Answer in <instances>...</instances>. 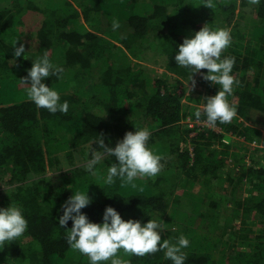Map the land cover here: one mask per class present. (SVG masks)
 <instances>
[{"label": "trees", "instance_id": "obj_1", "mask_svg": "<svg viewBox=\"0 0 264 264\" xmlns=\"http://www.w3.org/2000/svg\"><path fill=\"white\" fill-rule=\"evenodd\" d=\"M206 24L230 30L222 58L235 57L239 81L228 97L236 117L215 128L198 122L218 86L200 76L202 86L188 93L189 71L174 60L183 39ZM15 44L26 54L15 57ZM45 50L64 69L44 83L68 102L67 114L37 108L20 81ZM151 58L165 73L144 67ZM256 111H264V0H0V207H21L28 222L21 237L0 247V264H89L58 224L61 205L87 189L93 202L82 211L92 222H102L106 206L125 220L161 218L162 241L181 234L190 240L185 264H217L218 245L221 264H264V147H254L256 157L244 154L237 173L224 171L237 147L264 144L261 128L244 122L257 123ZM137 126L151 131L149 147L162 157L156 177L137 178L135 187L104 185L114 156L97 165L96 175L85 171L80 162L91 148L101 150L94 139L115 147ZM118 255L130 264H172L163 251Z\"/></svg>", "mask_w": 264, "mask_h": 264}, {"label": "clouds", "instance_id": "obj_2", "mask_svg": "<svg viewBox=\"0 0 264 264\" xmlns=\"http://www.w3.org/2000/svg\"><path fill=\"white\" fill-rule=\"evenodd\" d=\"M262 0H250L251 4H259ZM206 6L211 7V3ZM120 28L118 20L112 21V29ZM17 42V41H16ZM231 32L225 28H210L208 24L199 31H194L190 37L183 39L175 51L174 60L177 66L189 71L187 86L191 82L194 89L196 81L193 74L200 73L205 81L219 90L214 96L205 97L206 103L202 111L206 117L205 123L215 128L217 123H230L237 115V107L230 104L228 97L233 94L234 86L239 85L232 75L235 57L223 56L224 51L231 46ZM14 56L19 58L25 53V47L14 45ZM206 69V73H201ZM63 67L55 64L45 50L35 60L31 61V68L21 83L27 85V98L37 108L47 109L50 113L67 114L69 104L61 102L60 94L44 81L48 77H62ZM188 88V87H187ZM190 91V89H189ZM195 116L200 118L201 109H197ZM135 131H128L119 139L115 147L105 144L102 136L91 142L97 143L101 150L91 148L84 169L90 175L97 174V165L104 159L115 157L101 179L104 185L113 186L119 180L122 184L135 187V181L140 177L154 178L162 170V157L149 147L151 131L147 127H134ZM93 197L87 191H75L61 205L58 212V224L67 230L68 245L88 258L89 264H130L118 255L122 249L127 255L144 256L159 251L164 252V259L172 264H185L187 254L184 249L190 246V240L183 234L175 242L161 239L165 230L160 219L151 218L146 223L142 220L122 218L121 214L112 206H106L102 213V222H92L82 210L90 206ZM125 202L127 200L125 199ZM71 221V228H67ZM28 228V222L19 206L12 203L4 208L0 207V247L14 242L21 237Z\"/></svg>", "mask_w": 264, "mask_h": 264}, {"label": "rangeland", "instance_id": "obj_3", "mask_svg": "<svg viewBox=\"0 0 264 264\" xmlns=\"http://www.w3.org/2000/svg\"><path fill=\"white\" fill-rule=\"evenodd\" d=\"M80 20V25H82V26H84L85 28H88V24L86 23V21H85V19H84V17H83V15H81V18L79 19ZM33 33V32H32ZM146 63L148 64V66L146 65V66H144L145 68H150V69H154L155 71L154 72H156L157 74H163V73H165V71H166V69H165V66L163 65V62L162 61H159L158 63H155V61H154V59H149V60H147L146 61ZM144 64V63H143ZM153 72V73H154ZM156 73H154V74H156ZM197 75H199V76H196L195 78H197L196 79V86H197V88L196 89H198L199 88V86L201 87L202 85H201V77L200 76H202V75H200V74H197ZM195 86V87H196ZM188 87V89H192L191 88V82L189 83V86H187ZM188 93H191L189 90H188ZM184 99H186L185 97H184ZM253 117H254V119L256 118L258 121H257V123H255V121H253L252 119H244V122H245V124H247V125H250V126H258L259 128H263L264 127V111H256L255 113H253ZM189 120L190 121H192L190 118H187L186 120H184V123H188L189 124ZM242 120V119H241ZM206 121V120H205ZM205 121H199L201 124L200 125H203L204 123H205ZM262 121V122H261ZM206 124V123H205ZM189 126H190V124H189ZM218 129V128H217ZM219 130V129H218ZM262 131H263V129H262ZM264 132V131H263ZM237 139V138H236ZM227 141V140H226ZM250 145L248 146L249 147V149H247V148H238L237 147V149L236 150H234V151H237V152H239L237 155H233L232 156V158L234 157V160L232 161L231 160V158L228 160V162H227V165L225 166V172H228L229 170H232V171H234V173H237L238 172V170H239V168H240V162H238L239 160L241 161V157H243V155L244 154H248L249 156H251L252 154L253 155H255V157L257 156V154H255L254 152H252L253 150H254V147H255V143H249ZM251 147V148H250ZM246 152V153H245ZM89 158V157H88ZM88 158H86V160L88 159ZM236 158V159H235ZM86 160H84V161H82V162H80L81 163V165L83 166L84 164H85V162H86ZM250 159H248V161H249ZM62 162L63 163H66L65 162V159L64 160H62ZM236 162H238V166H236L235 165V163ZM67 164V163H66ZM65 164V165H66ZM64 165V166H65ZM235 165V166H234ZM66 167L67 166H65V168H63V170H65L66 169ZM49 174H51V171H49ZM202 188L203 187H201V186H196L195 188H194V193L195 192H199V195H201L200 194V191L202 190ZM221 191H222V189H221ZM220 191V192H221ZM226 218V217H225ZM221 219H224V217L222 216L221 217ZM252 219H253V217H252ZM233 223V222H232ZM234 223H237V224H239V225H241L240 223H241V219L240 218H236V220L234 221ZM217 233L219 234L220 233V230L219 231H217ZM222 245L221 246H219L218 245V247H217V250H216V252H217V254L219 255L218 256V258L216 259V262H217V264H221V261H222V258H223V253L221 252L222 251ZM227 252H229V253H232L231 252V250H227L226 251V253Z\"/></svg>", "mask_w": 264, "mask_h": 264}, {"label": "crops", "instance_id": "obj_4", "mask_svg": "<svg viewBox=\"0 0 264 264\" xmlns=\"http://www.w3.org/2000/svg\"><path fill=\"white\" fill-rule=\"evenodd\" d=\"M263 129V131H264V127L263 128H261V130ZM237 140H243V139H240V138H237ZM263 140H261V142H262ZM251 143H255V147L256 146H258V147H264V144L263 143H256L255 141H253V142H251Z\"/></svg>", "mask_w": 264, "mask_h": 264}, {"label": "built area", "instance_id": "obj_5", "mask_svg": "<svg viewBox=\"0 0 264 264\" xmlns=\"http://www.w3.org/2000/svg\"><path fill=\"white\" fill-rule=\"evenodd\" d=\"M189 124H190V126H194L195 123L189 120ZM200 124H201V123L198 122V125H200ZM203 125H207V124L204 123Z\"/></svg>", "mask_w": 264, "mask_h": 264}]
</instances>
